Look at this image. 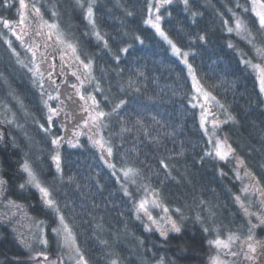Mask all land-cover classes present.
<instances>
[{
  "label": "trees",
  "instance_id": "16d2710c",
  "mask_svg": "<svg viewBox=\"0 0 264 264\" xmlns=\"http://www.w3.org/2000/svg\"><path fill=\"white\" fill-rule=\"evenodd\" d=\"M150 3L95 0V27L107 41L105 47L93 34L86 9L76 0L39 2L48 16L56 13L63 31L77 38L84 56L91 58L95 81L102 89L94 94L102 110L111 113L120 100L128 102L103 122L116 172L138 169L141 184L156 192L180 223L181 232L165 238L146 230L145 223L136 218L138 188L117 180L118 174H112L88 141L55 149L51 139L59 137L61 129L58 124L47 133L39 128L46 119L39 89L20 56L12 53L6 36L0 35V105H7L8 114L17 116L0 140V176L7 181L0 195V264L36 263L29 259L14 224L2 213L5 203L14 201L28 216L43 221L48 235L55 226V216L44 207L38 192L19 188L26 180L21 169L25 159L41 183L52 190L61 210L69 205L64 215L88 264H109L113 254L120 264H158L161 257L164 264H207L210 241L229 233L246 234L248 217L235 200L242 188L235 164L205 155L208 139L199 111L192 106L189 73L146 23ZM233 12L243 16L254 41L261 42V29L249 0H188L187 5L184 0L174 1L161 10L162 28L178 48L191 53L190 65L200 84L234 118L222 132L235 149L233 155L264 189V95L254 69L242 62L252 56L250 44L227 31L234 27ZM15 14L16 5L6 7L0 0V18L14 19ZM123 48L128 52H121ZM56 151L62 173L51 159ZM122 185L131 196L125 195ZM47 252L54 258L55 254Z\"/></svg>",
  "mask_w": 264,
  "mask_h": 264
},
{
  "label": "snow or ice",
  "instance_id": "6c2138e0",
  "mask_svg": "<svg viewBox=\"0 0 264 264\" xmlns=\"http://www.w3.org/2000/svg\"><path fill=\"white\" fill-rule=\"evenodd\" d=\"M18 2H19V13H20L19 21L14 25L12 21L0 18V23H2L3 27L8 29L12 33V35H14L16 39L21 42V44H24V36L28 35V32L25 31V28L27 27L25 25V20H26L25 10L29 8V5L26 3V0H18ZM171 2L172 0H158L156 11L159 12V9L161 6H163L164 4H169ZM76 3L81 9H86L85 18L92 25L93 34L96 36V38L99 41H102L104 43L105 47H107V41L104 40V37L101 36L99 30H97L95 27L96 22L94 18V10H93V4L95 3V0H87V3H85V0H76ZM184 3L185 5H187L188 0H184ZM4 4L6 7L10 6L9 0H4ZM237 7H240V5H237ZM31 10L34 11L38 16L40 15V9L37 8L35 5L31 6ZM244 10L248 11V9H244ZM151 11H152V6L149 5L150 15H151ZM229 11H231V9H229ZM251 11L254 12L255 16L258 18L260 29L264 30V0H251ZM52 15L55 16L56 13L53 12ZM232 15L234 17V27H228L227 31L230 33L236 32L237 34L243 35L244 38L247 40V42L250 45H252V47L255 49L257 56L264 58V47H257L256 44L254 43V37L252 36L251 32L248 30L245 23L241 20L239 16L236 15L235 12H233ZM161 19L162 18L157 15L155 22L150 18L149 20L146 21V23L151 24L160 33V35L163 36L167 40L166 34L160 29L159 21ZM224 23L227 24V21H224ZM20 26H24V27H20ZM17 27H20L19 33L17 32ZM40 27L47 28L48 32L47 33L37 32V35L46 34L47 39L49 40H52L54 37L56 42L66 45V48L70 50L72 54L74 55L76 54L77 52L76 45L70 42H67L63 39L62 34L59 32L58 24L56 23L49 24L47 21H45ZM199 39L204 40L205 37L200 36ZM6 42L9 48L11 49L12 53L18 57L19 53H17L16 50L11 47L12 41L7 40ZM140 42L143 43L142 40ZM168 43L172 46V50L176 56H185V57L187 56V53H182V50L176 47V45L173 44L172 41L168 40ZM25 46L27 47L28 51L31 53L32 58H33L34 66L28 69V71L32 74V83L35 87L39 89L40 102H42L45 105V107L48 108V114L46 116L45 123L39 124V128L43 132L47 133L49 132V128L45 127V124L51 125L53 122V118L61 116V113L64 111L63 107H60L58 105L57 108H53L48 103V101L50 100H56L60 102V105H63V101L60 100L59 85L55 84V81L52 76V72L49 71L48 79L52 82L51 86L56 91V95L53 96L51 94L46 93L45 85H44V76H43V72L41 71L40 63H35V59L37 57V53L39 51L40 45H35V46L25 45ZM229 47H232V45L229 44ZM121 52L127 53L128 48L121 49ZM41 57H42L41 62H47L49 60V57L44 56L43 53H41ZM75 59L83 67V69L85 70V74L87 76V81H86V80H81L80 77L77 76L75 72L72 73L73 76H76L79 82V86L77 84H73L71 87L74 90L75 94L79 96L80 100L84 102L83 105H80V110L88 114V119L84 120L83 125H80L78 127H87L89 125H92L96 127L97 131L99 132L100 127L103 124L104 118L112 114H118L119 111L128 102L126 100H120L119 103L115 104L112 107L111 113H105L104 111L98 110L99 101H97L96 97L94 95L89 94V96L86 98L84 94L80 92L79 90L80 87H82L86 82L91 83L94 80V78L91 77L92 61L91 59H89V62L85 63L84 60L80 59L79 55H75ZM119 59H120L119 56L115 57L116 61H119ZM242 62L245 64L250 63L247 60H242ZM183 63L187 65L190 74L194 72V70L192 69V66L187 64L186 59L183 60ZM251 67L253 69L259 70L260 89H261V92H264V67H261V65L259 64H251ZM193 79H195V77H193ZM96 87H97V90L102 91V89H99V82H96ZM136 91H139V89H136ZM200 91L201 89L197 88V92H200ZM45 95H47V99H44ZM209 95L210 94L204 96L205 101L209 99ZM68 99L71 100L72 96H68ZM104 100L107 102L108 97L105 96ZM17 102L22 104V101H20L18 98H17ZM192 106L195 107L196 105L193 104ZM4 107L7 108V105H5ZM65 116H67V114H65ZM16 119H17L16 113H11V118L8 117L7 113L5 115L6 123H15ZM233 119L234 118L229 114L227 120L224 121L223 123H227L228 121L233 120ZM137 123H139V121ZM202 123H203V117H202ZM17 126H20V125H17ZM216 126L217 124L214 122L213 127L215 128ZM124 130L131 131V129H124ZM79 134L81 133H77V135ZM62 139H63L62 137L52 138L51 143L53 145H56L58 148L61 144ZM0 140H3V132H0ZM209 142L211 143L212 141L210 140ZM68 143L72 147L78 146V142L76 144H72L71 141H68ZM93 143L95 145H98L104 151H106L107 156L110 157L112 155L113 150L111 147H106V141H104L102 134L100 135L99 139L93 140ZM213 151H214L215 156L218 157L220 160L227 161L229 157L233 155V153L235 152V149H233L231 145H228L226 141H220L217 138L216 145ZM213 151L206 152L205 155L212 156ZM51 159L52 161L55 162V167H56L57 172L62 173L63 170L61 168V156L59 152L57 151L55 155H52ZM101 159L103 160L104 164L107 165L108 168L113 170L112 174L115 176L116 167L114 164H111L108 160L104 159L103 152L101 154ZM160 163H161V166L165 170H168L167 163H165L163 160H161ZM242 164H243V161L241 160L237 161L238 166ZM21 169L24 173L27 174V180L25 183L20 184L19 188L24 189L27 185V186H31L35 188L36 190H38L42 204L44 205L45 208H47L54 214L55 219L58 221L59 226L52 228L51 231L57 237L62 238V247L71 250L73 253V256L69 258L74 259L75 264H88V260L84 257L79 246L77 245L76 237L73 234L72 228L68 225L65 215H64V211L70 210L69 205L68 204L63 205L64 211L61 210V205L54 198L52 190H50L48 187L43 186L40 183L39 179L37 178L36 173L33 171V168L27 159H25L24 162L21 164ZM119 171L123 174V176L126 179L131 178L138 174V169H134V168H127V169L121 168L119 169ZM235 175L237 179H242L238 169L236 170ZM244 176L248 177L252 182L249 185H245L241 189V193L256 195L258 198L264 200V189H261L258 186V183L256 182L255 177L252 175V173L245 171ZM69 179L71 180L72 178L70 177ZM116 179L119 180L120 177L117 176ZM132 182L135 183V180H132ZM6 185H7V181L4 179H0V194L3 193V190ZM122 189L125 192V195L131 196V193H129L127 189L123 187V185H122ZM235 200L236 202L240 204V207L243 210L245 216L249 218L247 221L248 226L246 229V234L243 237H241L237 233H229L226 239H221L217 237L215 240L210 241V243L215 245V247L218 250V254L211 258V264H227L226 260L221 259V252L223 255L230 256L233 258L242 256L243 259L248 262V264H264V240H258L256 239V236H255V230L257 228H264V215H261L260 213L250 212L249 208L245 206L244 201L241 200V197L239 195L235 197ZM149 202H151L152 204H155L156 206L163 207L162 205H159L157 203L156 195L154 193L151 201L140 200L138 204L135 205L137 219H140V214L143 213L147 217L148 221H150L151 225H154L156 229L160 232V235L165 238H167L169 232H174V233L181 232V227L177 224L175 220L171 219V217L166 215V217L163 218L164 224L167 225V227L162 226L160 222H158L154 217H152L146 206ZM201 203H204V202L201 201ZM9 204L12 205L13 207H16L17 209L20 208V206L16 205L14 201H9ZM163 210L167 214L168 209L165 207L163 208ZM175 212L182 215L180 208H176ZM253 217H255V219L257 220V223L255 224L252 223ZM196 219L200 220L201 218L198 215ZM43 224H44L43 221L38 222L39 231L35 236V240L40 246L46 248L48 244V240L46 236L44 235L45 229L43 227H40V225H43ZM146 230L151 231L152 229L150 226L146 225ZM204 231H208V229L205 228ZM237 241H239L238 250H233L234 246L237 245ZM21 243H23L26 248L31 250L32 248L31 243L25 242L23 239H21ZM113 257L114 258L110 259L109 264H120L118 255L113 254ZM29 259L32 261H36L37 264H63L62 257H58L56 260H50L46 251L36 252L34 255H30ZM158 264H164L163 257L160 258V260L158 261Z\"/></svg>",
  "mask_w": 264,
  "mask_h": 264
},
{
  "label": "rangeland",
  "instance_id": "374dc122",
  "mask_svg": "<svg viewBox=\"0 0 264 264\" xmlns=\"http://www.w3.org/2000/svg\"><path fill=\"white\" fill-rule=\"evenodd\" d=\"M150 1H151L150 5L152 6V11H151V15L149 14V16H148V20L151 18L155 22L156 16L157 15L160 16L162 19L159 21V24H160V29L163 31V28H162L163 17L161 15V10L163 8H165L167 5H170L172 2L179 1V0H172L171 3L164 4L163 6L160 7L159 12L156 11L158 0H150ZM39 2H40V0H26V3L29 5V8L27 10H25V15H26L25 25L29 24L32 21L36 22V27L34 25L35 33H33L30 36L31 42H30L29 45L34 46L33 45L34 42H35V45H38L40 40H42L44 42H50L51 44H55V45H57L59 47L60 52L62 53L63 56L67 55V57L70 58L72 53L70 52V50H68L66 48V45L56 42L54 37H53L52 40L47 39V35L46 34L37 35V32H42V33H47L48 32L47 28H41L40 27L45 21H47L49 24L56 23V24L59 25V32L62 34L63 39L65 41H67V42H70V43L76 45L75 41H73L72 37L68 34L69 32L63 31V27H61V25H60V23L58 21V18L56 16H53V15H52L53 17H51V16H48L47 14H45V12L40 9ZM249 3H250V7H251V0H249ZM10 4L16 5V14H15V18L14 19H7V20L12 21L13 24L15 25L20 19L19 2H18V0H10ZM32 5H35L37 8L40 9V15L39 16L34 11L31 10V6ZM254 15H255V13H254ZM238 16L241 18V20L247 26L243 16L241 14H238ZM88 24L93 29L92 25L89 22H88ZM148 25L151 26L159 34L158 36L166 44L169 45L172 53L174 54V52L172 50V46L168 43V40L172 41L170 39V37L163 31L166 34V36H167V40H166L163 36L160 35V33L151 24H148ZM0 27H2L3 30H8V29L3 27L2 23H0ZM20 27H24V26H20ZM20 27H17V32L18 33L20 32ZM247 28H248V26H247ZM248 30H249V28H248ZM7 34L8 35L4 34V36H6L5 37V39H6L5 41L11 40L12 41L11 47L14 48L17 53H19V56H20L22 64L27 68V70L29 68H32L34 66L33 65V58H32L31 53L28 51L27 47L25 46V44H21V42L19 40H17L16 37L14 35H12V33L9 30H8ZM21 34H23V33H21ZM251 34L255 38V36L253 35L252 32H251ZM238 35L244 41H247L244 38L243 35H241V34H238ZM7 36H9V37H7ZM27 36L28 35L24 36V39ZM260 37H261V42H259L257 44L254 41V43L256 44L257 47H264V30H261ZM172 43L175 44L173 41H172ZM250 46H251L250 54L252 56L247 57L244 60L249 61L250 65L251 64H259V65H261V67H264V58L257 56V54L255 52V49L252 47V45H250ZM81 53L82 52L77 49V52H76L75 55H79L80 56ZM182 53H187V56L186 57L185 56H177V57L181 60L182 63H183V60L186 59L187 60V64L190 65L189 59H190L191 53L187 52V51H184V50H182ZM75 55H74V58H75ZM89 59H91V58L90 57L87 58L88 62H89ZM87 61L85 60L84 62H87ZM254 61H256V62H254ZM35 63H40L41 71H43L42 70L43 62L40 61L38 55H37V57L35 59ZM185 66H186L187 71L189 73V77H190L191 84H192V87H193L192 104H195L196 105L195 107L199 111L200 123H201V127H202L203 131L205 132V134L207 136V139H208L209 151H213V149H214V147L216 145L217 138L220 141H226V143L229 145L227 137L223 134L222 129H221L225 124H227L228 122L231 121L230 120L227 123H223L224 121L227 120L229 112L224 107H221L223 105L200 84L199 80L197 79V77L195 75V72L190 74L187 65H185ZM254 72L257 75V78H258V81H259V85H260V72H259L258 69H254ZM91 77L94 78V75H93V63H92V68H91ZM193 77H195V79H193ZM93 82H94V84H93L94 87L92 88L93 92H97L98 93V90H97V87H96L95 78H94ZM47 85H49V84L45 85L46 93L52 95V93L48 91V86ZM197 88H200L201 91L197 92ZM262 93L264 95V92H262ZM208 94H210L209 95V99L207 101H205L204 100V96L208 95ZM44 99H47V95H45ZM48 103H49V105L51 107L56 108L55 105H54V100H50V101H48ZM43 106H44V109H45L44 111L46 113L45 115L47 116L48 108L45 107L44 104H43ZM98 110L103 111L101 106H100V104H99V109ZM6 113H7L8 117L11 118V115L8 114V108H5L4 106L0 105V132H3V138H4V134H5V127L10 125V124H12V123H6L5 122ZM202 117H203V123H202ZM86 119H88V118H86ZM103 122H104V120H103ZM214 122L217 124V126L215 128L213 127ZM56 124H58V126L61 129V135L59 137L63 138L61 140V144H60V146L58 148H57L56 145H54L56 150H59L64 145H66L68 147H72V146H70L68 141H71L72 144H76L78 142V145H79L83 140H86L91 145H93L95 148H97L98 151L100 152V154H102V152H103L104 153V159L108 160L112 164L111 156L110 157L107 156L106 151H104L98 145H95L93 143V140L99 139L100 135L102 134L104 141H106V147H111L110 141L108 140L107 136L104 133V124L101 125L99 132L97 131V128L92 126V125H89L87 127H78L80 125H83V122L80 123L77 126L78 128H76V127L67 128L66 126H62V125L59 124L58 117H54L52 124L51 125H47V127L49 128V131H51L55 127ZM67 129H68V131H70V133L67 134V135H64V130H67ZM77 133H81V134L77 135ZM210 140L212 141L211 143L209 142ZM56 152H55V154H56ZM213 156H215L214 151H213ZM216 158H218V157H216ZM228 160L234 162L236 170L237 169L239 170L240 176L242 177V179H240L241 182H242V188L245 185H249L252 181L248 177L244 176V172L248 171V170L244 167L243 164L239 165V166L237 165V161L241 160V159L238 158V157H235L234 155H232V156L229 157ZM54 165H55V162H54ZM116 173L120 177L121 181L125 184V186H127V187L134 186L136 189L138 188V191L140 193V200L151 201L152 198H153V194L155 193L156 199H157V203L159 205H162L161 202L159 201V197L157 196L156 192H154L153 190H151V189H149L147 187H144L141 184V182L139 181V178H138L137 175L126 179L120 171H118ZM37 178L39 179L38 176H37ZM0 179H1V176H0ZM25 179L27 180V174L26 173H25ZM26 180H25V182H26ZM132 180H135V183H133ZM255 180H256V178H255ZM39 181H40V179H39ZM256 182L258 183L257 180H256ZM40 183H41V181H40ZM258 186L261 188V185L259 183H258ZM28 188L29 189H33V190L38 192V190H36L35 188H33L31 186H27V185H26V187L24 189H28ZM38 194H39V192H38ZM0 195H2V194H0ZM239 196L241 197V200L244 201L245 206H247L249 208L250 212L260 213L261 215H264V200L258 198L256 195L242 194L241 191H240V195ZM16 205H19V204H16ZM146 206H147L148 211L151 214V216L154 217L158 222H160L161 225L164 226V227H167V225L164 224V219H163V218L166 217V215L171 217V219L175 220L173 214L171 213V211L167 207H166L168 209L167 214L164 212V210H163V208H165L164 205H162L163 207H160V206H156L155 204H152L151 202H149ZM3 209H5L6 211L3 210L2 213L6 217L7 221H9V222L11 221V223L14 224L13 226L16 229H13V230L15 232H17V234L19 236L18 238L20 239V241H21V239H23L25 242H28V243L32 244V248H31V250H29L22 243V245L24 246L25 250L30 253L29 255H34L36 252H39V251H46V252L47 251H51L55 255H54V258H51V255L49 254V252H47L50 260H56L58 257H62L63 264H75V260L69 258V257L73 256L72 251L67 249V248H63L62 247V238L61 237H57L51 231L52 228L50 229V234L51 235H48L47 229H46V225L45 224L40 225V227H43L45 229L44 235L46 236V238L48 240V244H47L46 248L42 247L35 240V236H36V234L39 231L38 222H40V221L33 219L31 216H28L27 213H25L22 210L21 207L19 209H17L16 207H13L9 203H5L4 206H3ZM140 219L145 223V225L150 226L153 231H156L160 235V232L156 229V227L154 225H151L150 221H148L147 217L143 213L140 214ZM7 221H5V222H7ZM175 221L181 227V225L178 222V220H175ZM252 223L253 224L257 223V220L255 219V217L252 218ZM58 226H59L58 225V221L56 220L55 221V226L53 228L58 227ZM173 233L174 232H169L168 235L173 234ZM255 236H256V239H258V240H261L262 238L264 239V228H257L255 230ZM241 237H243V236H241ZM219 238L226 239L227 236L226 237H219ZM215 239H213V240H215ZM76 243H77V241H76ZM238 245H239V241H237V245L234 246L233 250H238ZM217 254H218L217 248L215 247V245L211 244V246L209 248V259H208L207 264H211V258L216 256ZM221 259L226 260L227 264H243V262L248 264V262L245 261L242 256H238V257L233 258V257H230V256L223 255L222 252H221ZM35 264H37V262Z\"/></svg>",
  "mask_w": 264,
  "mask_h": 264
},
{
  "label": "flooded vegetation",
  "instance_id": "af4514ba",
  "mask_svg": "<svg viewBox=\"0 0 264 264\" xmlns=\"http://www.w3.org/2000/svg\"><path fill=\"white\" fill-rule=\"evenodd\" d=\"M34 25L36 27V22L34 21L26 25L27 27L25 28V31L28 32V36L24 39L25 45H29L31 42L30 36L35 33ZM7 32L8 30H3L2 27H0L1 36L7 34ZM72 39L73 41H75L76 48L78 49L77 38L72 37ZM33 45L35 46V42L33 43ZM38 45H40V48L37 55L40 61H42L41 53H43L44 56L49 57V60L47 62H43L42 72L44 76V84H49L47 85L48 91L55 96L56 91L51 86L52 82L48 79V72L51 71L55 84L59 85L60 100L63 101V105H60V102L56 100H54V105L56 108L58 107V105L60 107H63L64 111L61 113V116L58 117V122L60 125L66 126L67 128H78L77 126L80 123L84 122L86 118H88V114L80 110V105H83L84 102L80 100L79 96L75 94L74 90L71 87L73 84H77L79 86V82L76 76H73L72 73L75 72L81 80L87 81L85 70L74 58V54H71L70 58H68L67 55L63 56L60 52L59 47L55 44H51L50 42H44L40 40ZM79 57L84 61H87L88 58H86L83 53H81ZM85 63H88V61ZM93 84V81L91 83L86 82L82 87H80V92H82L86 98L89 96V94L95 96L92 89L94 87ZM68 96H72V99H68ZM65 114H67V116H65ZM69 133L70 131H68V129L64 130V135H67ZM261 240L264 239L262 238ZM243 264L247 263L243 262Z\"/></svg>",
  "mask_w": 264,
  "mask_h": 264
}]
</instances>
